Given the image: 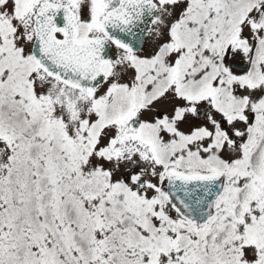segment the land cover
<instances>
[{"label":"snow or ice","instance_id":"6c2138e0","mask_svg":"<svg viewBox=\"0 0 264 264\" xmlns=\"http://www.w3.org/2000/svg\"><path fill=\"white\" fill-rule=\"evenodd\" d=\"M0 264H264V0H0Z\"/></svg>","mask_w":264,"mask_h":264}]
</instances>
